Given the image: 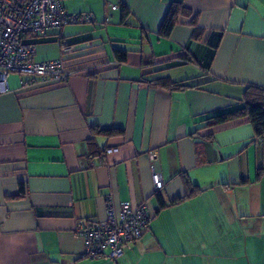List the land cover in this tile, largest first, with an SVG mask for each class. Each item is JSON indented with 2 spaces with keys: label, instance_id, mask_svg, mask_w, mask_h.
I'll list each match as a JSON object with an SVG mask.
<instances>
[{
  "label": "crops",
  "instance_id": "obj_1",
  "mask_svg": "<svg viewBox=\"0 0 264 264\" xmlns=\"http://www.w3.org/2000/svg\"><path fill=\"white\" fill-rule=\"evenodd\" d=\"M174 1L187 13L161 36ZM75 3L63 0L93 23L27 38L68 78L22 87L10 74L0 94V264H264V136L246 118L204 122L264 88V0ZM183 175L200 190L186 196ZM108 201L145 203L148 230L116 260L83 257L76 223Z\"/></svg>",
  "mask_w": 264,
  "mask_h": 264
},
{
  "label": "built area",
  "instance_id": "obj_2",
  "mask_svg": "<svg viewBox=\"0 0 264 264\" xmlns=\"http://www.w3.org/2000/svg\"><path fill=\"white\" fill-rule=\"evenodd\" d=\"M116 8V4L110 6ZM107 20V17H106ZM94 19L85 12H70L63 0H0V94L10 91L9 75L18 74L20 86L48 81H63L71 74L58 60L34 59L35 46L29 35H43L68 24H89ZM66 50V44L61 41ZM107 148L105 152L116 151ZM155 190L163 187L153 170ZM151 219L145 203L122 202L116 208L108 201L103 219H79L75 233L83 239L82 256L116 260L148 230Z\"/></svg>",
  "mask_w": 264,
  "mask_h": 264
},
{
  "label": "trees",
  "instance_id": "obj_3",
  "mask_svg": "<svg viewBox=\"0 0 264 264\" xmlns=\"http://www.w3.org/2000/svg\"><path fill=\"white\" fill-rule=\"evenodd\" d=\"M187 13V9L183 6L182 1H174L171 3L168 12L166 13L160 27L158 33L161 36H168L174 27L176 20L180 14ZM196 19L193 20L194 24V32L198 35L199 31L196 28ZM221 33H210L208 43L212 47V51L214 52L217 47L220 39ZM116 57L119 61L125 60V52L122 50H116ZM161 84L163 87L174 90V89H182L188 87L185 82L179 81L174 82L168 78H162L156 81ZM243 105L242 107L216 114L214 116L208 117L204 120L206 126H212L214 124H219L223 122H227L237 118H246L248 122L251 123L254 131V135L258 138H262L264 136V88L257 86H248L243 93L242 96ZM93 131L103 132L106 134H111L115 132H119L117 129H92ZM105 152V150L103 151ZM182 181L184 187L186 189V196L191 195L194 192L200 190V188L192 184L186 175L182 176ZM23 188V187H22ZM161 205L163 202L160 201Z\"/></svg>",
  "mask_w": 264,
  "mask_h": 264
},
{
  "label": "rangeland",
  "instance_id": "obj_4",
  "mask_svg": "<svg viewBox=\"0 0 264 264\" xmlns=\"http://www.w3.org/2000/svg\"><path fill=\"white\" fill-rule=\"evenodd\" d=\"M75 1H76V3H79L80 5H82L80 2L89 3V1H91V0H75ZM76 3H75V4H76ZM110 6H111V5H110ZM85 13H88V12H85ZM80 25H84V24H68V25H65L64 27L67 28V27L70 26V27H69V29H70V28H72V27L74 28V26H80ZM66 28H65V29H66ZM15 75H18V74H15ZM18 76H19V75H18Z\"/></svg>",
  "mask_w": 264,
  "mask_h": 264
}]
</instances>
